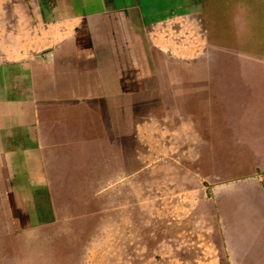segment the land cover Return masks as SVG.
<instances>
[{
    "label": "crops",
    "instance_id": "0c3cea01",
    "mask_svg": "<svg viewBox=\"0 0 264 264\" xmlns=\"http://www.w3.org/2000/svg\"><path fill=\"white\" fill-rule=\"evenodd\" d=\"M191 1L0 0L6 223L19 232L56 223L58 208H81L90 192H104L107 177H131L140 121L162 127L175 117V127L194 129L189 142L198 143L196 121L209 125L202 114L223 100L230 84L213 65H264V56L197 58L187 44ZM193 22L207 48L217 46L202 18ZM220 110L233 111L228 103ZM223 119L232 122L226 114ZM261 176L264 160L221 193L219 184L212 187L229 264L244 248L245 233L264 226Z\"/></svg>",
    "mask_w": 264,
    "mask_h": 264
},
{
    "label": "rangeland",
    "instance_id": "374dc122",
    "mask_svg": "<svg viewBox=\"0 0 264 264\" xmlns=\"http://www.w3.org/2000/svg\"><path fill=\"white\" fill-rule=\"evenodd\" d=\"M191 2L187 44L197 58L264 56V0ZM202 15L221 45L207 48L202 31L193 27ZM221 62L214 72L229 75V88L222 103L216 99L211 111L201 113L209 125L196 121L203 133L198 143L189 142L194 129L175 127V117L171 126L140 121L131 177H107L104 192H90L81 208H58L56 223L20 232V245L10 239L0 210V264H229L212 187L219 184L221 193L264 160V65L251 70ZM225 103L232 112L220 110ZM245 237L233 264H264V226Z\"/></svg>",
    "mask_w": 264,
    "mask_h": 264
},
{
    "label": "trees",
    "instance_id": "16d2710c",
    "mask_svg": "<svg viewBox=\"0 0 264 264\" xmlns=\"http://www.w3.org/2000/svg\"><path fill=\"white\" fill-rule=\"evenodd\" d=\"M209 17L208 16H205L203 17L202 15V21H203V25L206 26V28H208V41L214 43V44H220V42H218L217 40L213 39V36L211 35L210 33V26H208V22L209 21ZM221 45V44H220ZM223 45V44H222ZM11 236H10V239L12 240V242H14L15 245H20L19 244V238L17 235L20 234V232L16 229H14L11 225L8 226V231H7Z\"/></svg>",
    "mask_w": 264,
    "mask_h": 264
},
{
    "label": "built area",
    "instance_id": "2783aa9c",
    "mask_svg": "<svg viewBox=\"0 0 264 264\" xmlns=\"http://www.w3.org/2000/svg\"><path fill=\"white\" fill-rule=\"evenodd\" d=\"M260 180L262 181V183L264 184V176L260 177Z\"/></svg>",
    "mask_w": 264,
    "mask_h": 264
}]
</instances>
